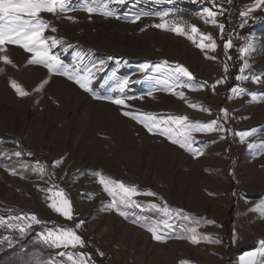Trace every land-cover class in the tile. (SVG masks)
<instances>
[{
	"label": "rangeland",
	"instance_id": "1",
	"mask_svg": "<svg viewBox=\"0 0 264 264\" xmlns=\"http://www.w3.org/2000/svg\"><path fill=\"white\" fill-rule=\"evenodd\" d=\"M254 3L68 0L69 11L41 13L50 28H56L55 32L49 28L45 37L63 42L53 52L69 72L90 75L96 96L123 97L131 106L127 108L93 98L67 77L29 64L31 54L22 48L7 45L0 53V58L7 56L12 61L4 64L0 59V218H4L0 244L20 247L30 230L43 224L32 223L21 235L16 225L25 221L11 218L33 214L48 224L68 222L86 242L82 249L50 248L40 233L55 227H44L37 239L44 245V253L53 256L52 264L62 260L68 264L66 257L58 255L60 251L80 252L89 258L91 251L101 264H237L240 257L236 254L264 240V218L251 211L264 200V6L249 17L240 15ZM88 7L94 9L93 14L84 11ZM206 9L220 13L216 21L224 24L222 33L219 27L205 23L202 15ZM106 11L114 15L100 14ZM166 11L169 15L162 21L160 14ZM136 17L139 19L131 22ZM245 19L247 23L241 27ZM162 22L169 27L183 26L197 43L200 34L210 35L216 50L202 51L185 35L153 26ZM191 26L198 29L197 34L191 33ZM228 40L232 47L226 49ZM164 61L186 67L194 79L181 77L179 82L196 90L165 83ZM145 62L161 67L142 72L140 65ZM124 79L129 83L121 91L119 82ZM11 81L28 95L19 97ZM173 92H182L184 99ZM222 109L227 110L226 117ZM123 111L151 113L157 119L187 116L191 122L201 123L216 119L226 131L194 133V147L203 152L194 157L125 117ZM244 132L251 135L242 138L239 134ZM90 136L97 140L94 145ZM17 151L23 152L21 157L15 156ZM27 159H34V164ZM55 161L61 163L54 165ZM37 162L45 167L43 174L33 170ZM100 176L156 196H134L142 207L124 209L129 212L125 219L107 207L112 198L99 183ZM50 188L52 193L63 190L71 207L72 202L76 205L71 220L48 206ZM151 204L160 208L166 204L172 218L151 209ZM176 210L190 219L177 217ZM164 220L173 228L161 224V234L167 233L163 242L154 240L141 226ZM77 222H82L79 228ZM192 227L210 240L192 244L187 238ZM217 240L220 242H212Z\"/></svg>",
	"mask_w": 264,
	"mask_h": 264
},
{
	"label": "snow or ice",
	"instance_id": "2",
	"mask_svg": "<svg viewBox=\"0 0 264 264\" xmlns=\"http://www.w3.org/2000/svg\"><path fill=\"white\" fill-rule=\"evenodd\" d=\"M117 2H122V0H117ZM231 3V0H227ZM264 6V0H255V3L248 8L246 11L240 13L242 17H249L250 13L255 11L258 7ZM71 10L68 5V0H0V53L6 51L7 45H13L22 48L25 52L31 54V58L28 60L29 64L43 66L49 74L52 75H62L67 77L69 80L73 81L81 90L86 93L93 95L95 99H105L109 100L114 105L122 106L124 108L131 107L126 104L125 98L123 97H100L96 96L91 88L92 77L90 75H81L79 71L75 73H70L69 70L63 65V62L58 54L53 52V49L62 45V40L56 37H45L44 33L49 30L50 25L47 21L41 18V13H51L53 15L63 13ZM84 11L88 12L89 15L93 14L94 9L92 7L85 8ZM222 11V10H221ZM105 16H113L114 13L111 11H106L100 13ZM220 14L217 11L211 9H206L202 15L205 23H211L221 30L224 29L223 23H218L216 21V16ZM169 12H163L160 14V19L164 21V17L168 16ZM209 18H211L209 20ZM139 17H136L131 22L135 23ZM247 23V19L243 20L241 27ZM162 30H170L175 32L177 35H185L187 39L191 40L193 43L197 44L202 51L207 48L210 51L216 50V43L210 35L200 34V42L193 35H187L184 31L183 26H172L169 27L167 22H162L160 24L153 25ZM52 32L56 31L55 27H51ZM191 33L197 34L198 29L195 26H191ZM204 41H210L211 43L205 44ZM224 47L226 49L232 47V41L228 40ZM246 51V49L241 50ZM209 59H214V57H207ZM4 64H12V61L7 57L2 58ZM164 66L167 68V79L165 83L171 81L172 85L179 88L188 87L190 90H196L193 85L180 83L181 77H186L189 81L193 80L194 77L192 73L184 66L176 64L171 66L167 61L163 62ZM155 67L157 70L160 69V65H151L147 62L140 65V70L146 72L150 68ZM225 71H227V66H225ZM223 81H217V84ZM258 82V81H254ZM129 81L124 79L119 82L121 91L127 86ZM10 86L15 90L17 95L21 98L26 97L28 92H26L18 83L15 81L10 82ZM216 85H213L215 87ZM203 87V85H201ZM39 90V89H38ZM180 99H184V94L182 92H173ZM253 99H255V94H251ZM189 107L195 108L196 105L189 103ZM205 111H210L204 109ZM224 116H227V110H221ZM122 115L125 117H130L131 119L141 123L150 133H158L159 135L165 137L170 143L178 145L181 149L191 153L194 157L202 155V149L194 147L197 143L194 139V133H211V132H223L226 131L223 124L218 120L214 119L209 123L201 122H191L187 116H169L167 119H157L155 114H143L134 115L129 111H123ZM242 138L251 135L250 132H244L239 134ZM249 148H253L252 144L248 145ZM30 155V154H29ZM16 157H21L22 152H15ZM61 161H55L54 165H59ZM27 167V165H25ZM34 171H39L40 173L45 172V167L37 162L36 166L33 168ZM11 174L15 175L13 171ZM99 175V174H97ZM99 183L103 186V190L112 198L111 203L107 205L109 209H114L120 216L125 219L128 218L129 212L124 210L131 207H142L137 204L133 199L136 195H147L156 196L155 193L141 192L135 186H126L123 182H117L111 180L110 178L100 176ZM52 193V189H48ZM52 202L48 205L54 212L58 213L62 217L71 220L73 218L71 202L66 198L63 190L52 193L50 197ZM123 206V207H121ZM151 209H159L165 217L172 218V210L165 204L160 208L156 204H151L149 206ZM251 211L258 213L261 218H264V200L260 201L255 205ZM175 215L177 217H182L185 220L190 219L188 216H184L181 210H176ZM4 218H0L2 221ZM13 220H24L23 224L16 225L19 228L20 234L23 235L26 229L31 228L32 223L40 224L42 221L38 219L36 215H31L29 218L25 217H13ZM146 219V218H145ZM194 219V218H193ZM138 220H133V223H138ZM82 222H77L75 227L79 228ZM161 224L163 228L171 230L173 225L168 223L167 220L157 222L154 224H141L145 227L152 235V238L158 242H163L166 240L167 233L161 234ZM192 233L189 237V241L192 244H198L201 240H210L207 236H200L197 234V229L192 227L189 229ZM40 239L50 248L55 249H67L71 247L72 249L84 248L86 242L82 237L77 234V232L70 227L66 228H54L48 229L46 232L40 233ZM3 241H0L2 243ZM219 243L220 241H212ZM103 256V252L99 253ZM60 257H66L68 264H93L91 258L87 257L86 254L80 252L66 253L60 251L58 253ZM241 264H264V240L258 242V248L256 250L250 251L246 256L240 258ZM60 264H65V261H61Z\"/></svg>",
	"mask_w": 264,
	"mask_h": 264
},
{
	"label": "trees",
	"instance_id": "3",
	"mask_svg": "<svg viewBox=\"0 0 264 264\" xmlns=\"http://www.w3.org/2000/svg\"><path fill=\"white\" fill-rule=\"evenodd\" d=\"M23 153V152H22ZM29 164H34V159H27ZM48 174V171H46ZM0 207H3V204L0 200ZM76 205L72 202V211L75 214ZM38 217V216H37ZM40 221H42L41 225L33 227L27 237L20 243V247L7 248L0 244V264H52L50 260H53V256L47 255L44 253L45 247L44 245L37 239V233L43 231L44 227L49 226L55 228H66L69 227L67 224L60 225L58 223L48 224L43 221L40 217H38ZM231 221V220H230ZM1 231V228H0ZM249 247L248 249H250ZM90 256L92 260L96 264H101L100 260L91 252ZM87 251V253H89ZM229 258H227L228 261ZM226 261V262H227ZM230 262V259L228 263Z\"/></svg>",
	"mask_w": 264,
	"mask_h": 264
},
{
	"label": "crops",
	"instance_id": "4",
	"mask_svg": "<svg viewBox=\"0 0 264 264\" xmlns=\"http://www.w3.org/2000/svg\"><path fill=\"white\" fill-rule=\"evenodd\" d=\"M56 223H57V222H56ZM63 224H64V223H63ZM63 224H62V225H63ZM66 224H68V222H67ZM68 226H69V225H68ZM247 247H248V248L251 247V248H250V249H246L245 251H246V252H250V251L256 250V249L258 248V245H254V244H252V245H248ZM241 249H242V248H241ZM241 249H239V250H241ZM247 250H249V251H247ZM245 251H244V252H243V251H242V252H239L238 254H236V256H238V257L241 258L242 255H243L244 253H246ZM243 256H246V255H243ZM240 258L237 259V264H241V260H240ZM99 260H100V259H99Z\"/></svg>",
	"mask_w": 264,
	"mask_h": 264
},
{
	"label": "bare ground",
	"instance_id": "5",
	"mask_svg": "<svg viewBox=\"0 0 264 264\" xmlns=\"http://www.w3.org/2000/svg\"><path fill=\"white\" fill-rule=\"evenodd\" d=\"M86 126V125H85ZM93 126V125H92ZM87 128H89V127H87ZM84 129V128H83ZM94 129V128H93ZM85 130V129H84ZM127 130V129H126ZM92 133V132H91ZM95 139V138H94ZM91 136H90V140H91V142L93 143V145L96 143V139L94 140ZM89 143V142H88ZM99 152H100V154H99V156H100V158H102V152H101V150H99ZM140 252V251H139Z\"/></svg>",
	"mask_w": 264,
	"mask_h": 264
},
{
	"label": "built area",
	"instance_id": "6",
	"mask_svg": "<svg viewBox=\"0 0 264 264\" xmlns=\"http://www.w3.org/2000/svg\"><path fill=\"white\" fill-rule=\"evenodd\" d=\"M220 2H221L223 5H227V4H228L227 0H220Z\"/></svg>",
	"mask_w": 264,
	"mask_h": 264
}]
</instances>
